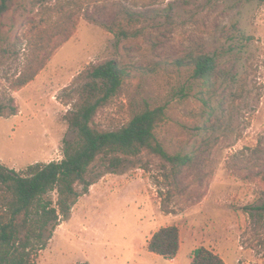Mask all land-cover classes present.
<instances>
[{
    "label": "rangeland",
    "instance_id": "rangeland-1",
    "mask_svg": "<svg viewBox=\"0 0 264 264\" xmlns=\"http://www.w3.org/2000/svg\"><path fill=\"white\" fill-rule=\"evenodd\" d=\"M127 11L141 15L128 36L101 24H127ZM69 13L77 22L65 39L70 28L52 26ZM2 30L0 101L12 96L17 108L0 116L2 163L24 173L36 162L61 160L65 141L76 137L66 119L78 101L76 79L107 60L126 74L95 116L97 126L123 125L146 101L164 104L158 138L169 152L192 157L174 165L144 150L122 155L118 168L98 157L89 192L35 264H193L201 246L225 264H264V212L257 210L264 203V0H14ZM38 38L45 43L36 48L55 49L32 82L12 91L9 81L47 53L34 49ZM201 52L217 56L210 88L186 62ZM182 86L192 87L183 100ZM168 225L180 231L175 258L148 248Z\"/></svg>",
    "mask_w": 264,
    "mask_h": 264
},
{
    "label": "trees",
    "instance_id": "trees-1",
    "mask_svg": "<svg viewBox=\"0 0 264 264\" xmlns=\"http://www.w3.org/2000/svg\"><path fill=\"white\" fill-rule=\"evenodd\" d=\"M13 1L0 0V40L3 36V15ZM126 14L127 24H101L117 37H126L129 34L128 27L141 17L135 11H127ZM66 16L65 22L62 23L63 16L61 21L52 26L57 31L63 27L70 28L66 31L65 39L72 35L77 22L75 13ZM44 43V38L35 41L34 49L39 52L46 50L47 53L41 59L35 55L29 66L9 81L8 86L12 91H18L32 82L45 66L55 47L36 48ZM186 60L193 78L202 81V85L207 88L212 87V80L218 70L217 56L201 52ZM125 74L126 70L116 60L93 65L80 73L76 79L80 84L78 101L66 114V119L76 129V137L65 141L61 160L36 162L29 165L24 173L0 161V264H35V257L46 248L62 218H68L78 198L89 192L92 182L88 172L98 157L106 158L114 168L122 164V155L137 156L144 150L158 154L174 165H186L192 160L189 154L169 152L157 136L158 128L167 118L164 104L146 101L123 125L111 129L97 126L95 116L118 95ZM191 90V86H182L181 99H186ZM202 94L203 100L209 105L206 92ZM15 114L17 108L12 96L6 102L0 101V116ZM79 185H82L81 190L78 189ZM53 192H56V198ZM257 210L263 213L264 203ZM180 246L178 226L168 225L152 235L148 248L164 257L175 258ZM192 263L225 264V261L219 254L201 246L193 251Z\"/></svg>",
    "mask_w": 264,
    "mask_h": 264
}]
</instances>
